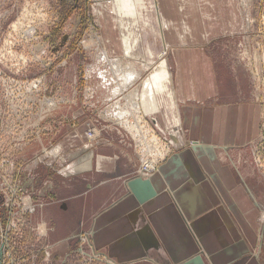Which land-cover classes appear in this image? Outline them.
<instances>
[{"label": "rangeland", "instance_id": "rangeland-1", "mask_svg": "<svg viewBox=\"0 0 264 264\" xmlns=\"http://www.w3.org/2000/svg\"><path fill=\"white\" fill-rule=\"evenodd\" d=\"M222 2L229 5L230 0ZM114 4V0H0V264H115L89 243L90 219L82 222L74 209H60L70 194L63 178L74 173L71 164L97 151L132 159L133 175L150 179L181 148L158 117L152 122L142 106L141 112L130 110L132 94L141 95L143 80L154 75L169 53L164 42L152 37L153 24L144 20L138 24V53L123 52L126 26ZM202 4L211 9L219 2ZM229 7L240 9L243 28L239 34L214 40L218 44L211 52L237 63L242 79L248 81V98L259 109L260 125L252 142L224 146L220 152L222 161L256 196L259 230L250 264H264V0H233ZM125 15L134 20L133 14ZM150 49L166 54L153 57ZM151 60L155 63L148 65ZM117 61L123 68L133 63L139 77L129 85L122 83L113 68ZM125 107L129 112L123 115L125 121L136 114L139 130L114 113L121 115ZM71 134L82 141L69 150L65 143ZM242 166L255 173L240 174ZM75 229L80 234L73 236L70 251L52 254L51 246Z\"/></svg>", "mask_w": 264, "mask_h": 264}, {"label": "crops", "instance_id": "crops-1", "mask_svg": "<svg viewBox=\"0 0 264 264\" xmlns=\"http://www.w3.org/2000/svg\"><path fill=\"white\" fill-rule=\"evenodd\" d=\"M205 1L219 5L203 9ZM222 1H152L158 20L151 35L169 55L143 80L141 106L181 146L177 154L143 180L133 175L132 159L93 151L63 178L70 194L60 209H74L79 221L90 219L89 243L115 264H250L260 210L220 149L244 147L256 138L259 109L248 98V81L237 63L211 52L214 40L239 34L244 24L240 9L229 7L233 0ZM134 20L125 15L121 35V49L130 56L140 44ZM156 76L165 80L154 85ZM66 140L69 150L82 141L72 134ZM252 173L242 166L240 174ZM75 234L80 232L51 246V253L69 252Z\"/></svg>", "mask_w": 264, "mask_h": 264}, {"label": "bare ground", "instance_id": "bare-ground-1", "mask_svg": "<svg viewBox=\"0 0 264 264\" xmlns=\"http://www.w3.org/2000/svg\"><path fill=\"white\" fill-rule=\"evenodd\" d=\"M115 1V10L118 12V14H119V17H120V20L122 21V22H124V20H125V14H126V12H129V14L131 15V14H133V17H134V19H136V24H135V29L138 27V24H139V22L141 21V20H144V21H146V22H148L149 24H154V26L156 25L155 23V19H157L158 20V17H157V14H156V12H157V10L155 9V6H153V0H114ZM125 2H133V7L131 8V7H129V8H126L125 7ZM108 29H109V31H110V26H108L107 27ZM139 28V27H138ZM140 30H142V31H144V28H143V25H140ZM27 32V31H26ZM141 32V31H140ZM111 33V32H110ZM142 34V33H141ZM111 39V37L109 36V40ZM157 39V38H156ZM111 41V40H110ZM157 42H158V39H157ZM123 52H125L126 53V50H123ZM161 54V53H160ZM104 56H107L106 55V52L103 54ZM133 55V54H132ZM154 57V56H153ZM107 59V58H106ZM164 60V59H163ZM104 61V60H103ZM154 61V60H153ZM152 60L150 61V64H151V62H153ZM161 62V61H160ZM118 61H117V63H114V65H113V68H115L117 71H118V73H119V77H120V75L122 76V77H120L121 78V80H122V83L124 82L126 85H129V84H131L134 80H136L138 77H139V73L136 71V69L134 68V64L133 63H129V64H127V65H125L126 67H128V69H129V71L127 70V68L126 67H119L118 66ZM149 65V64H148ZM159 66H156V70H159V68H158ZM150 68V67H149ZM155 68V67H154ZM142 69V68H141ZM140 69V70H141ZM127 71V72H126ZM129 72V73H128ZM167 79L170 81V75H169V77H167ZM165 80V78L164 77H158V76H156V78L155 79H153V83H154V85H156V84H159V83H162V81H164ZM120 87H121V85H119L118 87H116V91H118L119 92V90H120ZM122 87L123 88H125V86H123V84H122ZM140 93H138L137 92V94H134V96H133V94H132V99H133V101H132V105H131V107H130V110H132V111H136V110H138L139 112H141V99H142V97H140V95H139ZM117 104V103H116ZM122 114L121 115H119V112H117V111H114V113L117 115V116H119L120 117V119L121 120H124L125 121V119H124V116L123 115H127L129 112H128V108L127 107H125V108H123L122 109ZM115 115V116H116ZM135 115L136 114H132V116L131 117H129L128 118V120L129 121H125V123L127 124V126H128V124H131V126L132 127H138V130H139V124L137 125V123H136V121L138 120H136V119H134L135 118ZM140 116V115H139ZM138 118V117H137ZM144 118V117H143ZM132 120V121H131ZM122 124V123H121ZM124 124V123H123ZM144 128V127H143ZM142 130V129H141ZM149 152H152L150 149H149ZM154 154V153H153ZM155 160V159H154ZM152 163H154V161H152ZM146 164V163H145ZM158 166V165H157ZM143 167V166H142ZM157 168V167H156Z\"/></svg>", "mask_w": 264, "mask_h": 264}]
</instances>
